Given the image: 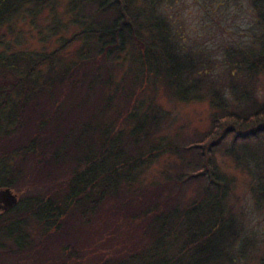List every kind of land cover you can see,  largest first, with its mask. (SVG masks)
<instances>
[{
  "label": "trees",
  "instance_id": "1",
  "mask_svg": "<svg viewBox=\"0 0 264 264\" xmlns=\"http://www.w3.org/2000/svg\"><path fill=\"white\" fill-rule=\"evenodd\" d=\"M176 1L64 0L60 14L59 0H0V190L18 195L0 210V258L68 264L79 231L98 223L108 250L97 264H264L238 246L232 180L214 157L244 172L264 207V0L198 4V40ZM243 9L248 23L233 28ZM22 24L39 51L24 48ZM159 87L206 103V131L186 143L160 134ZM164 156L171 167L144 184Z\"/></svg>",
  "mask_w": 264,
  "mask_h": 264
},
{
  "label": "rangeland",
  "instance_id": "2",
  "mask_svg": "<svg viewBox=\"0 0 264 264\" xmlns=\"http://www.w3.org/2000/svg\"><path fill=\"white\" fill-rule=\"evenodd\" d=\"M211 0H177L174 4H178V9H181V21L187 32L191 37H195L198 40V4H209ZM58 13H62L64 0H59ZM222 4H229L227 10L232 12L233 4H241L243 7L247 4L245 0H224ZM234 13V12H233ZM247 12L243 9L242 13L233 14L230 25L233 28H244L248 23ZM184 20V21H183ZM226 27L229 22H225ZM222 25V22H221ZM17 28H21V38L23 39V46L26 50L41 49V45L37 42L34 32H29L27 25H16ZM238 29V28H237ZM73 29H68V35ZM29 32V34H28ZM219 38H223L220 34L214 33ZM67 36V34H66ZM225 38V37H224ZM198 42V41H197ZM56 46L55 42L48 44L47 50H51ZM76 44L71 45L65 56L68 57L74 53ZM155 103L169 115V119L165 121L160 127V134L165 135L180 143H186L188 139L195 135L206 131L209 121V108L206 103H179L166 97L163 90L159 87L155 93ZM174 137V138H173ZM215 161L218 169L224 173L228 178L232 180L230 187L229 202L239 215L241 224L244 230V236L241 244L238 246L243 247L248 251L246 257L252 258L255 256H261L264 253V207L260 210H256L252 195L248 191L249 178L244 172L235 168L230 159L224 157L220 153H215ZM171 157H162L155 162L147 171L144 172L141 181L145 183L158 181L160 179V173L164 168L169 166ZM194 186H188L184 193L181 195V200L186 201L192 195ZM10 191V190H9ZM12 195L17 199V193L10 191ZM106 231L102 224L94 223L89 227H85L79 231L78 236L75 239L76 248H79V256L77 260H70L68 264H97V260L100 256H103L108 249H105ZM250 242H256L255 248H250ZM113 248V247H112ZM255 250V251H254ZM254 251V252H253ZM252 252V254H251ZM236 264H255L251 259L245 258L237 259ZM0 264H14L13 260L6 257L0 258ZM24 264V263H19Z\"/></svg>",
  "mask_w": 264,
  "mask_h": 264
},
{
  "label": "water",
  "instance_id": "3",
  "mask_svg": "<svg viewBox=\"0 0 264 264\" xmlns=\"http://www.w3.org/2000/svg\"><path fill=\"white\" fill-rule=\"evenodd\" d=\"M16 203V198L9 189L0 190V210L8 209Z\"/></svg>",
  "mask_w": 264,
  "mask_h": 264
}]
</instances>
